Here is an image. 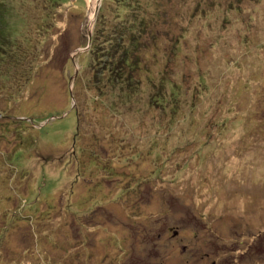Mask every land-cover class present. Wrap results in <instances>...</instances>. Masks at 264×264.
I'll use <instances>...</instances> for the list:
<instances>
[{
	"label": "rangeland",
	"instance_id": "374dc122",
	"mask_svg": "<svg viewBox=\"0 0 264 264\" xmlns=\"http://www.w3.org/2000/svg\"><path fill=\"white\" fill-rule=\"evenodd\" d=\"M99 8L0 0V264H264V0Z\"/></svg>",
	"mask_w": 264,
	"mask_h": 264
},
{
	"label": "trees",
	"instance_id": "16d2710c",
	"mask_svg": "<svg viewBox=\"0 0 264 264\" xmlns=\"http://www.w3.org/2000/svg\"><path fill=\"white\" fill-rule=\"evenodd\" d=\"M94 32L91 36L90 50L94 51L95 54L94 57L97 61L101 59L103 54L105 55V58L101 63V67L100 69H98L99 72L95 73L94 82H100L101 79L103 78L100 75H103V73L106 74V72L110 70L109 72L110 75L108 76V80L112 78V80H114L115 83L116 82L127 83V86H129L130 85L129 81H132L134 78L132 72L139 67L138 59L135 56H133L135 55L134 48H131L125 45L124 42H122L121 39L122 33H120L119 37H117L116 39L114 38L113 41V38L110 37L109 34L106 37H104L105 30L103 29L98 30V28H96ZM106 41L114 42L113 46L108 47ZM130 43L134 44L132 39L130 40ZM97 64L100 66L99 61L97 62ZM94 67H95L94 70H97V66L95 65Z\"/></svg>",
	"mask_w": 264,
	"mask_h": 264
},
{
	"label": "bare ground",
	"instance_id": "6f19581e",
	"mask_svg": "<svg viewBox=\"0 0 264 264\" xmlns=\"http://www.w3.org/2000/svg\"><path fill=\"white\" fill-rule=\"evenodd\" d=\"M98 1L99 0H88V2H90V7L92 9V12H90V15H91L90 25L93 24V20H94V17H95V9H96V6L98 5Z\"/></svg>",
	"mask_w": 264,
	"mask_h": 264
},
{
	"label": "water",
	"instance_id": "95a60500",
	"mask_svg": "<svg viewBox=\"0 0 264 264\" xmlns=\"http://www.w3.org/2000/svg\"><path fill=\"white\" fill-rule=\"evenodd\" d=\"M100 5V0L98 1V5L96 6L95 12L98 10ZM91 32L88 33V36L90 37ZM90 39V38H89ZM70 93L72 94V91H70Z\"/></svg>",
	"mask_w": 264,
	"mask_h": 264
}]
</instances>
